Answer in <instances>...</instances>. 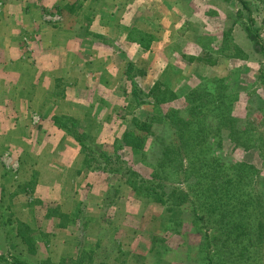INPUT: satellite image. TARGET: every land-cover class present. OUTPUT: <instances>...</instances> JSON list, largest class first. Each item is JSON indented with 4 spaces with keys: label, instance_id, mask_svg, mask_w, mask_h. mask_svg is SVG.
<instances>
[{
    "label": "rangeland",
    "instance_id": "1",
    "mask_svg": "<svg viewBox=\"0 0 264 264\" xmlns=\"http://www.w3.org/2000/svg\"><path fill=\"white\" fill-rule=\"evenodd\" d=\"M79 1L65 100L0 94V264H264V0Z\"/></svg>",
    "mask_w": 264,
    "mask_h": 264
},
{
    "label": "crops",
    "instance_id": "2",
    "mask_svg": "<svg viewBox=\"0 0 264 264\" xmlns=\"http://www.w3.org/2000/svg\"><path fill=\"white\" fill-rule=\"evenodd\" d=\"M23 2L24 5L29 4L22 8L24 12H28L24 13L23 19L30 23V26H26V30L24 26L21 34L25 38H29V44L23 45V49L11 40L12 35L20 36V31L15 29L11 31L10 35L8 34L9 36L0 39V94L7 93L12 89V91L23 93L24 98L28 101L49 98L61 102L65 99L63 96H58L54 83H57V78H63L60 75L61 69H72L74 56L70 55L69 49L73 47L74 43L77 48L79 30H85L84 35L88 31L89 23L84 26L83 20L89 21V13H92L89 8L92 6V1L81 4V12L79 13L72 12L75 5H80L79 0H23ZM30 5L34 8L38 7L37 12L31 9ZM63 8L65 11L61 14L65 21L71 23L75 21L74 23H76L77 20L81 19L79 29L75 27L73 30L74 25H69V27L66 23L61 26L48 24L44 21L45 13L47 15V13H54V11ZM116 11L113 12L114 15ZM127 12L130 11L127 10ZM109 13L111 14V11ZM111 16L113 15L111 14ZM123 19L126 20L125 16ZM76 26L79 25L76 24ZM101 34L104 35L103 32ZM116 34L121 37L125 35V32L123 30L121 34L119 32ZM76 36L77 38L74 39ZM18 44H21L20 39ZM77 51L74 50L75 56ZM64 57H69L66 63L62 62ZM75 68H77L76 65ZM70 74L71 77L66 76L63 79L75 77V74ZM53 100L52 102H54ZM6 109L2 106L1 112L4 116Z\"/></svg>",
    "mask_w": 264,
    "mask_h": 264
},
{
    "label": "trees",
    "instance_id": "3",
    "mask_svg": "<svg viewBox=\"0 0 264 264\" xmlns=\"http://www.w3.org/2000/svg\"><path fill=\"white\" fill-rule=\"evenodd\" d=\"M250 35H251V34H250ZM130 36H131V33H130ZM250 37H251L253 40H255V36L251 35ZM134 41H135V40H134ZM138 43H139V44L141 45V47L144 48V49H147V50H148V49L150 48V46L146 45L145 43H143V42H141V41H139ZM141 75L144 76V73H142ZM136 94H138V93H136ZM154 94H155V89L152 90V91L150 92V95H154ZM140 95H141V94H138V96H140ZM138 96H137V97H138ZM129 135H133V134H132V133H129V134L125 135V137L127 136V139H128V140L126 141V144H127V145H130V144H131L130 142H128V141L130 140V139L128 138ZM88 155H89V154H88ZM148 188H149V187H148ZM150 189H151L152 191L156 190L155 188H150Z\"/></svg>",
    "mask_w": 264,
    "mask_h": 264
}]
</instances>
